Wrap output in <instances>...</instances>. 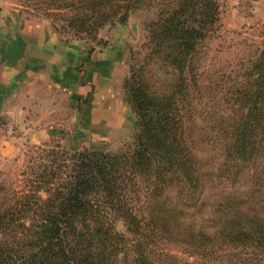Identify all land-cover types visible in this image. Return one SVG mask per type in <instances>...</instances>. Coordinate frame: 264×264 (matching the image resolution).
Listing matches in <instances>:
<instances>
[{"label": "trees", "instance_id": "trees-1", "mask_svg": "<svg viewBox=\"0 0 264 264\" xmlns=\"http://www.w3.org/2000/svg\"><path fill=\"white\" fill-rule=\"evenodd\" d=\"M41 1L87 40L126 23L143 0ZM157 7L123 86L137 117L132 141L119 151L53 150L40 185L14 196L1 187L0 264H164L163 246L194 264H264V44L227 75L224 105L212 107L199 55L218 31V1Z\"/></svg>", "mask_w": 264, "mask_h": 264}, {"label": "rangeland", "instance_id": "rangeland-1", "mask_svg": "<svg viewBox=\"0 0 264 264\" xmlns=\"http://www.w3.org/2000/svg\"><path fill=\"white\" fill-rule=\"evenodd\" d=\"M162 1L168 0H143L131 12L126 23L105 26L99 31L97 39H82L100 48L110 43L115 53H123L116 69L118 75L116 91L117 100L123 104L128 130L116 136L98 134L95 129L82 125L80 116H77L78 113L71 104L68 105L67 117L64 118L62 115L61 124L64 126L52 130L46 129L51 132H46L42 139L38 135L41 129L28 125L30 116L27 113L14 114V119L5 116L0 120V188L3 186L10 188V193L14 196L40 185L35 181L36 174L40 166L49 161L48 155L53 150L59 154L74 153L83 148L119 151L132 141L137 130V117L124 100L123 86L135 59L144 57L143 44L147 40V25L156 18L157 4ZM216 1L221 12L219 28L203 41L199 55L202 61L203 80L205 79L211 86V94L206 103L212 104V107L217 105L214 104L213 99L224 105L221 98L224 97L229 85L230 80L227 75L236 76L240 71V63L250 59L264 44V6L258 5L255 0ZM17 5L22 7L23 14L28 18L49 20L57 26L58 33L62 36L78 38L73 32L62 29L64 21H55L47 16L45 10L48 6L41 0L28 2L0 0V6L3 7ZM110 222L118 232L130 236L121 218L112 214ZM160 252H164L165 257L167 256L164 264L195 262L193 257L168 246L161 247Z\"/></svg>", "mask_w": 264, "mask_h": 264}, {"label": "crops", "instance_id": "crops-1", "mask_svg": "<svg viewBox=\"0 0 264 264\" xmlns=\"http://www.w3.org/2000/svg\"><path fill=\"white\" fill-rule=\"evenodd\" d=\"M21 9L0 6V120L27 113L42 139L46 129L64 126L71 104L82 125L98 134L128 130L116 91L123 53L110 43L100 48L62 36L49 20L28 18Z\"/></svg>", "mask_w": 264, "mask_h": 264}]
</instances>
